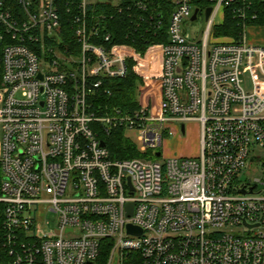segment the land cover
Masks as SVG:
<instances>
[{
  "label": "built area",
  "instance_id": "1",
  "mask_svg": "<svg viewBox=\"0 0 264 264\" xmlns=\"http://www.w3.org/2000/svg\"><path fill=\"white\" fill-rule=\"evenodd\" d=\"M91 1L0 0V264H94L103 239L106 264L134 251L140 264H264V45L244 32L212 36L235 0H209L198 38L186 32L192 0H171L166 26L148 0L118 7L166 40L146 49L157 66L139 72L138 108L103 115L89 97L140 54L112 43L104 16H88ZM190 120L200 123L197 157L112 158L100 144L101 132L122 126L156 156L164 133L183 134Z\"/></svg>",
  "mask_w": 264,
  "mask_h": 264
},
{
  "label": "trees",
  "instance_id": "2",
  "mask_svg": "<svg viewBox=\"0 0 264 264\" xmlns=\"http://www.w3.org/2000/svg\"><path fill=\"white\" fill-rule=\"evenodd\" d=\"M134 0H92L88 4V16L99 17L104 16L103 25L110 33L112 43L131 46L140 57L137 61L129 60V72L125 77L105 79L94 93L89 97L92 103V109L100 114H111L115 109L121 112L131 113L138 108V95L141 87L145 85V76L155 71L157 66L156 54L146 52V49L155 43L166 40L165 31L160 33H152L147 29V23L138 27L135 22L127 16L126 12L118 11V7H125L126 4ZM151 5L163 9L164 26L167 24V18L170 9L171 0H148ZM194 7L199 11L206 8L209 0H192ZM242 6V0H235L228 6L223 8L221 21L214 25L212 36L220 39L238 40L241 38L244 29L247 26L256 25L264 26V0H248V6L245 10V17L238 18L234 9ZM63 25L65 29V38L67 41L73 39L71 30L67 20L66 10L62 11ZM165 28V27H164ZM73 43V42H71ZM1 44H0V62H1ZM1 79V68H0ZM97 125V124H96ZM99 138L103 140L109 154L112 158H151V153H140L137 145L129 137L125 135L124 127L112 128L107 134L101 132ZM152 157H155L153 155ZM110 240L103 239L100 243L99 256L94 264H106L109 253ZM141 257L138 252H130L124 259L122 264H140Z\"/></svg>",
  "mask_w": 264,
  "mask_h": 264
},
{
  "label": "rangeland",
  "instance_id": "3",
  "mask_svg": "<svg viewBox=\"0 0 264 264\" xmlns=\"http://www.w3.org/2000/svg\"><path fill=\"white\" fill-rule=\"evenodd\" d=\"M116 2L117 0H111ZM221 19L220 15H217L214 19L218 23ZM206 26V20L204 15L198 14L195 20L189 21L188 28L186 29L187 35L190 37H200L203 30ZM153 74V73H150ZM155 79L152 81V104L153 109H157L158 99L156 97V82ZM185 132L182 134L177 128V132L172 135H167L164 133L163 142L159 148L161 154L159 156L152 157L154 152L151 153V159L163 162L168 158L172 157H197L200 153V123L196 120L186 121ZM127 136L133 141L136 142V134L133 131H126ZM0 136H1V126H0ZM55 214L48 213L47 218L48 222L46 224V229H52L54 227Z\"/></svg>",
  "mask_w": 264,
  "mask_h": 264
},
{
  "label": "crops",
  "instance_id": "4",
  "mask_svg": "<svg viewBox=\"0 0 264 264\" xmlns=\"http://www.w3.org/2000/svg\"><path fill=\"white\" fill-rule=\"evenodd\" d=\"M244 39L246 42L250 44H255V45H264V26H256V25H251L247 26L244 29ZM156 82L157 88H156V97L160 99V83L156 79L154 80Z\"/></svg>",
  "mask_w": 264,
  "mask_h": 264
},
{
  "label": "water",
  "instance_id": "5",
  "mask_svg": "<svg viewBox=\"0 0 264 264\" xmlns=\"http://www.w3.org/2000/svg\"><path fill=\"white\" fill-rule=\"evenodd\" d=\"M210 10H211V7H206L205 15H204L205 19L208 17V15L210 13ZM197 12H198V8H195L193 13H192V15H191V17H190L191 20H195L196 19ZM183 128H184V126L181 125V130H183ZM100 144L103 145L104 142L101 141ZM155 154H156V156H159L160 152L157 151ZM241 192H244V191L241 190ZM131 210H132V203H128L127 204V214L128 215L131 214ZM127 231L130 232V233H134V234H140V232H141V230L139 228H137V227H135V226H133L131 224H127Z\"/></svg>",
  "mask_w": 264,
  "mask_h": 264
}]
</instances>
